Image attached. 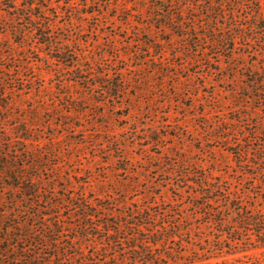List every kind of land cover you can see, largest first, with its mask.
I'll use <instances>...</instances> for the list:
<instances>
[{"label": "rangeland", "instance_id": "1", "mask_svg": "<svg viewBox=\"0 0 264 264\" xmlns=\"http://www.w3.org/2000/svg\"><path fill=\"white\" fill-rule=\"evenodd\" d=\"M40 1L58 18L51 31L60 42L69 40L70 49L84 50L81 74L101 85L83 86L74 72L45 62L39 51L11 44L4 25L10 14L0 11V204L11 198L23 205L32 202V197L25 202L24 193L13 186L27 180L10 176V168L25 165L19 171L34 177L42 206L69 213L73 201L89 198L110 202L118 212L156 195L155 209L172 206L179 212L184 195L170 185L178 180L171 171L184 160L195 170H200L197 162L226 168L234 162L229 141L239 138L234 129L261 127V110L251 109L239 125L231 123L243 70L214 69L223 66L210 61L203 49L186 53L183 38L140 23L148 21L142 14L125 20L130 11L124 4L135 0ZM137 7L144 9L143 3ZM145 10L147 15L151 11ZM169 37L172 41L159 43ZM244 50L239 43L237 51ZM177 51L185 53L174 55ZM117 80L123 87L113 98L106 91ZM222 123L226 128L219 131ZM252 142L257 146L264 137ZM191 190L185 193L187 201L193 200ZM239 256L240 264H264L262 249ZM223 258L207 264H226Z\"/></svg>", "mask_w": 264, "mask_h": 264}, {"label": "trees", "instance_id": "2", "mask_svg": "<svg viewBox=\"0 0 264 264\" xmlns=\"http://www.w3.org/2000/svg\"><path fill=\"white\" fill-rule=\"evenodd\" d=\"M142 3L144 9L137 7ZM124 5L130 11L125 20L136 13L148 17L140 23L177 34L188 47L186 53L203 49L210 61L223 66L214 69L243 70L242 92L233 103L236 114L230 117L231 123L239 125L244 117L264 111V0H135ZM0 11L10 14L4 25L12 36L11 44L39 51L45 62L74 72L83 86L101 85L81 74L79 56L84 50L70 49L66 46L69 40L60 42L51 31L58 18H53L48 5L40 0H0ZM159 40L164 45L172 37ZM239 43L244 51H237ZM122 87L117 80L106 92L115 98L118 93L113 92ZM257 123L261 127L234 129L239 138L229 141L234 162L226 168L197 162L200 170H195L184 160L171 171L178 180L170 185L184 195L179 212L172 206L155 209L158 196L152 195L155 200H138L130 210L118 212L110 202L85 198L73 201L68 213L60 204L62 209L57 210L39 203L34 177L19 171L25 165L10 168L11 177L27 180L13 183L24 193L21 198L27 203L33 199L27 205L16 198L0 204V264H207L216 257H224L226 264H240V253L264 250V143L254 146L252 142L264 137V117ZM223 128L224 123L218 127L219 131ZM223 138L230 140L231 136ZM187 165L192 168L185 170ZM188 188H192V201L186 200ZM193 206L199 209L196 214L190 212Z\"/></svg>", "mask_w": 264, "mask_h": 264}]
</instances>
